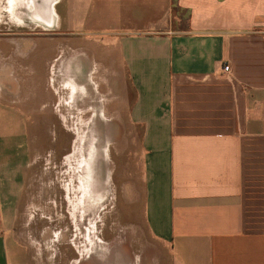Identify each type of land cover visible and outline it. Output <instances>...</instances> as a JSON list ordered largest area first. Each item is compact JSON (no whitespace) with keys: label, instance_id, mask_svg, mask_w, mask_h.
I'll return each mask as SVG.
<instances>
[{"label":"crops","instance_id":"crops-1","mask_svg":"<svg viewBox=\"0 0 264 264\" xmlns=\"http://www.w3.org/2000/svg\"><path fill=\"white\" fill-rule=\"evenodd\" d=\"M18 1L43 30H87L97 61L84 73L58 53L54 70L23 73L25 35L0 36V264H29L12 232L29 125L52 110L62 121V105L76 111L79 89L96 87L116 99L110 124L142 127L150 264H264V227L251 223L264 221V0H0L1 30Z\"/></svg>","mask_w":264,"mask_h":264},{"label":"rangeland","instance_id":"rangeland-1","mask_svg":"<svg viewBox=\"0 0 264 264\" xmlns=\"http://www.w3.org/2000/svg\"><path fill=\"white\" fill-rule=\"evenodd\" d=\"M22 9L18 1L12 28L0 29V36L25 35L19 47L14 46L16 53L23 48L26 54L18 57L23 73L36 74L46 63L54 70L61 58L58 53L71 56L84 73L95 66L97 60L88 45L92 34L87 30H43L32 10ZM15 13L23 16V26ZM53 36L65 42L61 50L58 41H43ZM93 77L100 84V78ZM89 84V88L95 86ZM79 90L76 111L62 105L61 120L67 123L53 112L54 98L46 100L52 113L46 115L44 124L29 125L32 166L25 197L16 204L19 217L13 236L18 244L29 247V264H150L154 253L149 250L155 243L139 196L142 182L136 138L142 127L108 122L115 118L116 99L104 93V87L89 94ZM62 95L66 100L68 94ZM251 223L264 227V221Z\"/></svg>","mask_w":264,"mask_h":264},{"label":"built area","instance_id":"built-area-1","mask_svg":"<svg viewBox=\"0 0 264 264\" xmlns=\"http://www.w3.org/2000/svg\"><path fill=\"white\" fill-rule=\"evenodd\" d=\"M229 66H228V64L227 63H224V65H223V70L225 71V72H229Z\"/></svg>","mask_w":264,"mask_h":264},{"label":"bare ground","instance_id":"bare-ground-1","mask_svg":"<svg viewBox=\"0 0 264 264\" xmlns=\"http://www.w3.org/2000/svg\"><path fill=\"white\" fill-rule=\"evenodd\" d=\"M15 4V3H14Z\"/></svg>","mask_w":264,"mask_h":264}]
</instances>
